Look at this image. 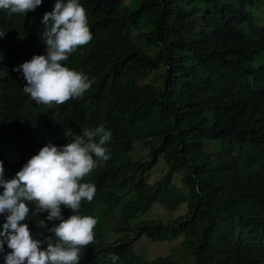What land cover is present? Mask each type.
<instances>
[{
  "label": "trees",
  "instance_id": "16d2710c",
  "mask_svg": "<svg viewBox=\"0 0 264 264\" xmlns=\"http://www.w3.org/2000/svg\"><path fill=\"white\" fill-rule=\"evenodd\" d=\"M55 2L43 0L26 15L0 10L5 178H14L47 144L64 146L83 129L104 125L112 132L105 145L111 158L81 181L96 192L77 214L95 218L97 202L112 209L129 197L119 212L124 235L107 242L95 218V243L81 249L80 264H113L111 254L119 257L115 264H173L168 256L136 253L133 244L142 235L152 241L181 235L192 264H264V22L257 23L264 0H136L135 9L121 0H80L93 39L64 63L94 82L82 99L48 107L23 92L26 81L13 69L46 54L42 20ZM195 2L205 5L200 32L188 28ZM142 24L149 29L139 42L159 54L133 42ZM160 66L159 88L149 80ZM142 140H148V158L135 159ZM159 161L165 171L150 182ZM155 203L172 216L141 218ZM164 208H157L160 216ZM30 209L25 223L44 240L51 233L40 222L53 227L58 221H47L35 205ZM62 214L73 213L62 206ZM4 223L6 214L0 215V240ZM9 251L5 243L0 264Z\"/></svg>",
  "mask_w": 264,
  "mask_h": 264
},
{
  "label": "clouds",
  "instance_id": "9594fccd",
  "mask_svg": "<svg viewBox=\"0 0 264 264\" xmlns=\"http://www.w3.org/2000/svg\"><path fill=\"white\" fill-rule=\"evenodd\" d=\"M42 3L43 0H0V10L9 16L26 15ZM42 24L41 41L46 45V54L34 55L13 69L22 73L26 81L23 92L48 107L82 99L94 81L64 62L93 39L86 9L80 0H56L54 9L43 16ZM3 36L0 32V38ZM111 138L112 132L104 125L85 128L74 142L44 146L11 179L5 178L4 162L0 160V215L6 214L0 249L5 243L10 249L6 264H80L81 249L95 243L98 223L92 216L77 214L82 202H91L96 192L94 184L81 181L111 158L105 147ZM30 205H35L37 214L46 212L47 221H58L53 227L44 219L40 222L39 227L51 233L44 240L34 238L25 223ZM62 206L73 213L67 219ZM109 258L113 264L119 259L115 254Z\"/></svg>",
  "mask_w": 264,
  "mask_h": 264
},
{
  "label": "rangeland",
  "instance_id": "374dc122",
  "mask_svg": "<svg viewBox=\"0 0 264 264\" xmlns=\"http://www.w3.org/2000/svg\"><path fill=\"white\" fill-rule=\"evenodd\" d=\"M124 3V8L126 9H135L137 7L136 0H122ZM192 8L196 9V14L191 17V19L188 22V28L190 31L200 32L203 29L202 25V13L205 8V5L202 2H195L192 6ZM261 11V10H258ZM263 13H259L257 16V23L263 24L264 22V16L262 20ZM262 20V21H261ZM260 21V22H259ZM147 28L145 25H141L140 29L134 30L132 32V39L133 42L138 44L139 47L147 52L149 55H157L159 54V49L156 46H152L149 44H146V42L141 43L139 42V36L143 34L144 31H146ZM261 58H257L256 61L253 63L254 66H257L260 62ZM164 73L163 66H160L156 71L153 72V74L156 75L155 79H150L149 81L151 83H154L157 87H161L160 84V76ZM148 79H145L142 81V83L147 82ZM77 138V135L73 137V142ZM148 147L149 143L148 140H142L136 143V152L133 154V158L135 159H146L148 158ZM210 146L206 144L205 151L209 152ZM161 161L158 162V165L154 166L151 171L148 173V179L150 182H154L162 173H164L165 168L161 165ZM174 184L178 185L177 178L173 180ZM129 199L127 197L124 199L123 202L120 203V205L114 206L112 209H108L102 202H97L94 207V215L95 218L99 220L101 223L102 229L105 234V240L107 242H113L118 238H121L124 233L118 232V225L121 224L119 212H120V206L124 204ZM159 206L158 203L153 204L147 212L143 214L141 218L151 219V218H169L172 216V210L169 212L162 204ZM183 204L179 205V207L183 208ZM158 207H163V215L160 216L161 210H157ZM180 208L178 210H180ZM167 210V212H166ZM178 214V213H177ZM182 236L178 235L176 238L172 240H161V241H152L149 238H147L145 235H142L140 238H138L134 244L133 249L136 253L141 254L145 256L148 259L155 258L157 256H168L173 261V264H192V261L188 254L186 253L185 248L181 244Z\"/></svg>",
  "mask_w": 264,
  "mask_h": 264
}]
</instances>
